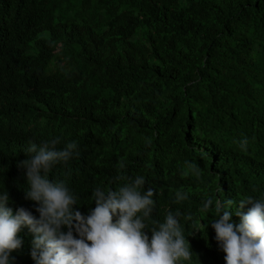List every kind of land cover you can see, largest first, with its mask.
<instances>
[{
	"label": "trees",
	"instance_id": "trees-1",
	"mask_svg": "<svg viewBox=\"0 0 264 264\" xmlns=\"http://www.w3.org/2000/svg\"><path fill=\"white\" fill-rule=\"evenodd\" d=\"M53 139L78 146L48 173L74 210L143 176L146 230L179 213L192 264H225L216 201L237 225L240 200L264 201V0H0V194L18 208L38 207L20 161ZM31 248L12 264H34Z\"/></svg>",
	"mask_w": 264,
	"mask_h": 264
},
{
	"label": "clouds",
	"instance_id": "clouds-1",
	"mask_svg": "<svg viewBox=\"0 0 264 264\" xmlns=\"http://www.w3.org/2000/svg\"><path fill=\"white\" fill-rule=\"evenodd\" d=\"M59 143V139L39 146L30 142L27 151L34 155L18 165L26 170L25 197L37 208H18L8 193L0 194V264H12L10 254L29 242L34 264H192L190 245L176 218L179 213L174 216L169 212L163 223L154 221L157 227L146 230L144 220L153 212L155 190L142 191L143 176L116 190L96 187L92 192L95 208L87 216L74 210L77 198L63 181L48 176L58 163L79 156L75 141L62 149L57 148ZM247 144V138L240 141L241 150L246 151ZM119 167H124L123 163ZM188 167L199 175L196 165ZM186 198L177 191L175 202ZM226 203L230 206L234 202ZM212 205L209 198L200 211L207 212ZM245 205L251 207L246 213H236L240 217L237 225L232 222V213L224 210V203H215L216 218L211 227L225 254V264H264V201L245 197L239 207ZM22 226L30 233L22 231ZM19 231L25 241L19 239Z\"/></svg>",
	"mask_w": 264,
	"mask_h": 264
}]
</instances>
